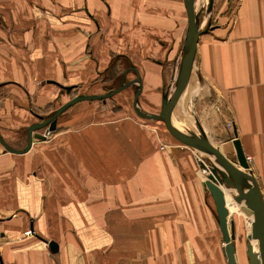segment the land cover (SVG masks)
I'll list each match as a JSON object with an SVG mask.
<instances>
[{
  "label": "crops",
  "instance_id": "0c3cea01",
  "mask_svg": "<svg viewBox=\"0 0 264 264\" xmlns=\"http://www.w3.org/2000/svg\"><path fill=\"white\" fill-rule=\"evenodd\" d=\"M222 17L198 37L171 121L193 110L198 135L233 149L234 128L264 200V0ZM186 35L183 0H0V138L17 150L0 142V264H227L200 152L137 112L135 83L75 102L21 151L31 124L134 69L140 109L159 113Z\"/></svg>",
  "mask_w": 264,
  "mask_h": 264
},
{
  "label": "water",
  "instance_id": "95a60500",
  "mask_svg": "<svg viewBox=\"0 0 264 264\" xmlns=\"http://www.w3.org/2000/svg\"><path fill=\"white\" fill-rule=\"evenodd\" d=\"M183 3L187 17V35L183 45L182 59L175 83V88L170 95H163L159 113L148 114L140 109L137 100L140 78L137 70L134 69V67H131L135 70L136 74V77L132 81H125L123 73L120 84L112 91H107L103 94H77L62 104L60 107L55 109L45 119H42L27 127V142L21 151H27L29 149L32 142V137L45 139V136L41 132H38V130L47 128L51 132L54 131L56 117L75 102L85 99L105 100V98L110 97L130 83H135L136 88L134 91V106L140 115L162 120L169 131L175 135V137L184 145L194 147L198 149V151L200 150V152L205 151L207 154H209L210 157L208 158V163L201 158L199 166L207 171L204 183L215 205L218 225L221 230L222 239L224 242L223 252L227 258V264H237V261L235 258V248L233 243V221L228 219L229 211L225 205V198L221 186L233 188L235 190V194L232 197L233 201L240 205L241 211H243L246 215L252 216L251 228L250 230H247V239L245 242L248 264H264V200L257 179L252 173L248 160L242 150L241 144L237 139V133L235 129L233 128L234 136L232 137V144L234 145L236 160L239 166L243 168V178L241 180L237 179L234 175L233 166L235 163L231 162L225 156V154H223L220 149L210 143V141L204 135H198L190 131H183L177 128L171 121V108L185 87L191 72L198 37L206 29L198 28L197 19L199 16L194 11L195 0H183ZM212 4L213 0H208L209 9L212 7ZM63 88L66 90L70 89L69 86ZM39 118L41 119V117ZM0 142L7 150L17 151L7 145L1 138ZM249 238H255L257 240V252L251 250L250 242L248 240ZM49 246L52 251L57 249L53 241L49 242Z\"/></svg>",
  "mask_w": 264,
  "mask_h": 264
},
{
  "label": "rangeland",
  "instance_id": "374dc122",
  "mask_svg": "<svg viewBox=\"0 0 264 264\" xmlns=\"http://www.w3.org/2000/svg\"><path fill=\"white\" fill-rule=\"evenodd\" d=\"M237 0H213V4L212 7L209 9L208 8V0H195L194 3V10L195 13L200 14V17L203 16L205 19L202 20L201 24L202 26L199 25V29H205V28H209L211 29L212 27L217 26L219 23L222 22V19H224L222 17V15H226V13L230 12L233 9V6L236 4ZM199 17V19H200ZM177 116V115H176ZM189 119L187 121L186 124H180L184 129H188V127H190L193 131H190V129L188 131L193 132L198 134V127L195 123V120L197 118V116L195 115V113H193V110L188 113ZM180 126V127H181ZM225 135L224 134H220L219 136L216 137L215 139L210 138V143H212L215 147H217L218 149L221 150V152L223 154H225V156L234 164L233 169H236L237 171H240V166L236 160V155L234 152L233 147L229 144L226 143L224 141ZM194 148V147H193ZM196 149V148H194ZM198 150V149H196ZM200 152V150H199ZM199 157L202 158L205 162L208 163V158L210 157L209 154H207L205 151H201L199 154ZM238 167V168H237ZM205 174H202V177L205 178ZM226 187V186H225ZM230 188V187H229ZM233 189V188H230ZM229 203L232 205H236L239 207V204H236L230 193L226 192L225 193ZM233 211V210H232ZM238 211H233V213L229 216V220L233 221L234 224V239H233V243L235 244V242H238V252L236 253V255L239 257H237V261H240V264H248L247 263V255H246V233H247V229L250 227L249 225H246V219L245 216L242 213H237ZM241 212V211H240ZM252 217V216H251ZM248 222H250L249 218ZM250 240V239H249ZM239 264V262H238Z\"/></svg>",
  "mask_w": 264,
  "mask_h": 264
},
{
  "label": "bare ground",
  "instance_id": "6f19581e",
  "mask_svg": "<svg viewBox=\"0 0 264 264\" xmlns=\"http://www.w3.org/2000/svg\"><path fill=\"white\" fill-rule=\"evenodd\" d=\"M195 11V10H194ZM199 17H200V14H199ZM199 17H198V19H197V21H198V28H199ZM201 18V17H200ZM204 18V17H203ZM201 23V22H200ZM173 124L177 127V128H179V129H181V125H179L177 122H173ZM242 171H243V168L240 166V171H237L236 169H233V172H234V175H235V177L237 178V179H242L243 178V173H242ZM222 187H225V186H222ZM226 189H227V191L230 193V195H231V197H233V195L235 194V190L234 189H230L229 187H225ZM222 189V188H221ZM223 190V189H222ZM224 194V193H223ZM224 198H225V205H226V207H227V209H228V211H229V215H230V213H231V211L233 210V211H238V212H240L241 211V209H240V205H239V207L238 206H236V205H232V204H230L229 203V200H228V198H227V196H226V194L224 195ZM233 199V198H232ZM242 213H244L243 211H241ZM245 214V213H244ZM229 215H228V219H229ZM250 216V215H249ZM251 221H252V217H251ZM248 225L250 226L247 230H250V228H251V222H248ZM246 237H247V233H246ZM250 239V240H249ZM248 240H249V242H250V246H251V250L252 251H254V252H257L258 251V243H257V240L255 239V238H249ZM235 245V244H234ZM234 248H235V246H234ZM235 255H236V253H235ZM247 263H248V258H247Z\"/></svg>",
  "mask_w": 264,
  "mask_h": 264
},
{
  "label": "trees",
  "instance_id": "16d2710c",
  "mask_svg": "<svg viewBox=\"0 0 264 264\" xmlns=\"http://www.w3.org/2000/svg\"><path fill=\"white\" fill-rule=\"evenodd\" d=\"M114 67H115V61L114 59H112L109 66L105 70V76H104V78H109L112 81V84L109 86V88L116 87V85L119 84L121 78L120 75L117 74V70H115Z\"/></svg>",
  "mask_w": 264,
  "mask_h": 264
},
{
  "label": "built area",
  "instance_id": "2783aa9c",
  "mask_svg": "<svg viewBox=\"0 0 264 264\" xmlns=\"http://www.w3.org/2000/svg\"><path fill=\"white\" fill-rule=\"evenodd\" d=\"M228 124H229V127H231L230 122ZM41 133L45 136V138H47L51 134V131H49L47 128H45ZM247 160H248V158H247ZM200 161H201V158L198 159V164ZM31 233L32 232L30 230L25 231V234H31Z\"/></svg>",
  "mask_w": 264,
  "mask_h": 264
}]
</instances>
